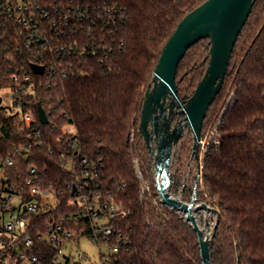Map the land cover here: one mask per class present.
Here are the masks:
<instances>
[{
    "label": "trees",
    "instance_id": "1",
    "mask_svg": "<svg viewBox=\"0 0 264 264\" xmlns=\"http://www.w3.org/2000/svg\"><path fill=\"white\" fill-rule=\"evenodd\" d=\"M75 1L86 9V18L80 22L83 30L69 34L79 48L64 61L67 77H36L34 93L22 104V112L33 113L40 125L39 147L28 148L30 130L20 113L8 116L1 126L0 157L14 159L10 182L29 199L27 181L35 177L38 186L52 189L56 196L52 210L32 221L35 227L29 232L38 246L35 252L44 264H54L57 249L38 239L48 222H63L78 237L91 239V220L74 202L79 160L87 157L100 167L86 188L129 211L125 219L112 221L114 235L106 244L119 251L110 250L111 264H203L190 223L161 204L139 123L144 95L165 44L182 19L207 0ZM209 56L210 40L203 39L180 62L176 83L182 100L192 96ZM11 78V65L0 55V88L10 86ZM232 92L218 128L221 144L209 148L201 159L196 195L199 202L219 211L211 241L212 263L264 264V0L255 1L239 35L223 87L204 120L202 137ZM38 104L48 116L46 125L39 120ZM5 115L0 106V116ZM31 167L35 174H30ZM176 182L173 178L172 185ZM146 184L149 188L142 193ZM193 190V185L185 189L184 197ZM119 232L128 240L125 245ZM103 242L101 236L99 243ZM67 264L82 262L69 258Z\"/></svg>",
    "mask_w": 264,
    "mask_h": 264
},
{
    "label": "built area",
    "instance_id": "2",
    "mask_svg": "<svg viewBox=\"0 0 264 264\" xmlns=\"http://www.w3.org/2000/svg\"><path fill=\"white\" fill-rule=\"evenodd\" d=\"M85 18L86 9L75 0H0V55L10 63L12 73L10 86L0 88V106L6 111L5 116H0V140L2 121L20 113L23 124L30 130L28 148L31 150L35 146L39 147L40 125L33 113L22 112V104L29 94L34 93L36 77L45 74L67 77L68 70L64 61L79 48L78 41L71 40L69 34L75 35L80 28L83 30L80 22ZM33 65L44 67L43 74H36ZM233 97L232 92L213 127L201 138L200 156L203 157L212 146L217 149L220 146L218 128L224 110L231 104ZM64 131L69 134L72 130L65 127ZM70 148H76V142H72ZM77 154L80 156L79 152ZM65 158L63 154L62 159ZM13 166V158L0 157V264H44L35 252L38 246L29 231L34 229L32 221L39 213L52 210L56 196L52 189H42L36 184V178L31 177L27 181L30 197L27 199V193L24 195L22 189L10 182ZM79 166L74 202L84 209L91 220L93 234L90 240L99 245H107L106 241L114 235L112 221L125 219L129 211L113 200H102L100 194L86 188L96 179L100 163L81 157ZM66 167L72 168L70 163ZM135 167L142 180L137 160ZM29 172L35 174V168L31 167ZM148 188L147 184L144 185L141 192ZM103 221L106 223L103 224ZM75 236L78 237L63 222H48L44 232H38V239L57 249L54 264L68 263L70 257L64 255L63 250ZM101 236L105 238V243H99ZM118 237L121 244L128 242L120 232ZM110 250L111 253H117L119 248L113 247ZM99 264H111L110 253L102 255Z\"/></svg>",
    "mask_w": 264,
    "mask_h": 264
},
{
    "label": "water",
    "instance_id": "3",
    "mask_svg": "<svg viewBox=\"0 0 264 264\" xmlns=\"http://www.w3.org/2000/svg\"><path fill=\"white\" fill-rule=\"evenodd\" d=\"M255 1L207 0L188 13L165 44L144 95L139 133L149 156L154 158L156 187L161 204L185 214L187 222L198 237L203 264H213L211 241L218 221L215 222L211 236L206 235L205 230L199 226L197 214H205L207 228L209 222L206 215L214 213L218 218L219 211L205 202L195 203L197 184L191 203L172 196L170 169L176 147L186 134H190L193 138L192 156L197 163L198 176L200 175V141L204 120L223 87L233 50L251 15ZM203 39L210 40L206 71L192 96L182 100L176 83L180 62L187 51ZM33 70L36 74H43L44 67L33 65ZM167 109L170 110V117L166 115ZM175 110L182 116V120L172 129L171 122ZM38 117L42 124L49 123L41 104H38Z\"/></svg>",
    "mask_w": 264,
    "mask_h": 264
},
{
    "label": "rangeland",
    "instance_id": "4",
    "mask_svg": "<svg viewBox=\"0 0 264 264\" xmlns=\"http://www.w3.org/2000/svg\"><path fill=\"white\" fill-rule=\"evenodd\" d=\"M192 147H193V138L190 134H187L179 143V145L176 147L173 156V162L170 169L171 179L175 178L177 181L175 184L171 185V187L174 186V189L171 192V188H170V192L172 196H174L175 198H180L182 201L186 203L192 202V197L195 190H193V192L188 198L184 197L183 195L184 190L185 189L188 190L192 185L194 186L195 189V185L197 184L196 182L198 180L197 163L192 156ZM201 159H202V155H201ZM151 162L155 174L153 157H151ZM195 203L198 204L201 202L197 200ZM183 215L185 216V214ZM206 216L209 222L207 228H205V214L203 212H199L197 214V220L199 226L203 230H205V234L211 236L216 222V215L214 213H209ZM102 223L105 224L106 221H103ZM109 252H110V248L107 245L104 244L98 245L96 243H93L90 239L86 237H76V236L71 242H69V244L66 245V247L63 250V254L66 255L67 257H70L72 261H81L82 264H89V263L99 264L101 262L102 255L108 254Z\"/></svg>",
    "mask_w": 264,
    "mask_h": 264
},
{
    "label": "flooded vegetation",
    "instance_id": "5",
    "mask_svg": "<svg viewBox=\"0 0 264 264\" xmlns=\"http://www.w3.org/2000/svg\"><path fill=\"white\" fill-rule=\"evenodd\" d=\"M177 112H178V111L175 110V112L173 113V120H172V122H171V128H172V129L175 128V127H177L178 124H179V122L182 120V116H180ZM166 115H167V117H170V110H169V109H167ZM186 135H187V134H186ZM186 135H185V136H186ZM185 136H184V137H185ZM181 141H182V140H181Z\"/></svg>",
    "mask_w": 264,
    "mask_h": 264
}]
</instances>
